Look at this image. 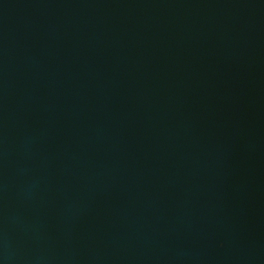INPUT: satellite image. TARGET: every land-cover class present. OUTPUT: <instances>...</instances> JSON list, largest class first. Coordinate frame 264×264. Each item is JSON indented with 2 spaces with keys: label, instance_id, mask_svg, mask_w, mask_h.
Instances as JSON below:
<instances>
[{
  "label": "water",
  "instance_id": "water-1",
  "mask_svg": "<svg viewBox=\"0 0 264 264\" xmlns=\"http://www.w3.org/2000/svg\"><path fill=\"white\" fill-rule=\"evenodd\" d=\"M0 264H264V0H0Z\"/></svg>",
  "mask_w": 264,
  "mask_h": 264
}]
</instances>
